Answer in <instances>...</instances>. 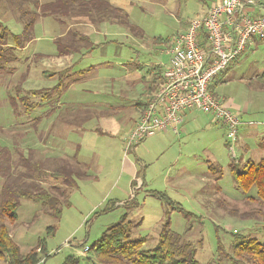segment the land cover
I'll use <instances>...</instances> for the list:
<instances>
[{"label":"rangeland","instance_id":"374dc122","mask_svg":"<svg viewBox=\"0 0 264 264\" xmlns=\"http://www.w3.org/2000/svg\"><path fill=\"white\" fill-rule=\"evenodd\" d=\"M33 1L0 0V21L15 34L23 29L20 9L39 15L35 40L18 50V61L0 72V146L18 148L26 157L33 150V160L43 163L49 157L77 158L88 177L69 190V205H63L60 219L45 214L41 203L21 200L18 220L6 221L20 251L29 252L45 238L47 250L39 264H62L69 256L85 264L86 248L124 214L133 224L141 223L132 239L146 236L144 248L150 249L158 242L167 210L149 194L152 190L166 193L193 213L184 216L172 211L170 221L174 231L197 244L199 264H231L224 255L231 253L235 235L264 243V216L258 214L264 208L246 200L230 169L233 162L264 158L260 146L264 136V44L253 46L212 86L238 116V109L245 108L242 118L252 122L250 127H241L240 141H232L230 149L226 125L195 109L181 127L170 128L178 133H157L127 148L129 133L141 120L136 105L147 100V95L142 96L149 92L154 78L148 72L156 66L164 69L174 37L218 0H112L136 27L134 32L116 22L92 24L84 16L60 14L56 21L44 14V6L56 0H39L41 8ZM253 1L264 5V0ZM261 12L264 16V10ZM70 31L89 36L95 48L59 56L55 39L67 37ZM158 38H169L172 43L157 45ZM71 66L67 89L45 102L41 95H32V90L57 86L58 73ZM81 70L86 72L79 74ZM23 97L40 103L31 115L24 114ZM87 108L94 115L89 120L83 119L86 114L80 116ZM244 142L248 151L240 147ZM16 157L14 153L12 159ZM209 166H220L222 176L210 172ZM60 181L47 178L41 186L50 189ZM2 183L0 178V200ZM256 195L252 188L247 196ZM133 197L138 207L123 205ZM114 201L117 207L103 212ZM51 226L54 234L47 236ZM221 245L225 250L219 249Z\"/></svg>","mask_w":264,"mask_h":264},{"label":"trees","instance_id":"16d2710c","mask_svg":"<svg viewBox=\"0 0 264 264\" xmlns=\"http://www.w3.org/2000/svg\"><path fill=\"white\" fill-rule=\"evenodd\" d=\"M33 2L36 7L41 8L39 0ZM261 6L264 8V5ZM44 7V14L51 16L56 21L57 17L61 15L84 16L91 20L92 24L116 22V24L126 25L133 32L136 31V27L130 24L127 15L122 14L121 10L110 4L108 0H56L47 3ZM20 13L23 29L19 34L13 33L0 21V72L5 70L6 65L18 61V50L35 40V24L39 19L38 13L29 11V9H20ZM68 33L67 37H56L55 39L59 56L81 53L83 49H88L87 52H90L95 48L89 36L76 31ZM155 43L169 46L172 41L169 38H158ZM73 68L74 66H71V69L68 68L58 73L59 84L57 86L39 91L32 90V95H41L42 102L49 101L54 93L68 88L65 80H67V73ZM84 72L86 71L81 70L79 74ZM162 72L163 70L159 66L154 67L153 72H148L149 74L154 73V78L149 92L146 91L142 96L147 95V100L145 102L141 100L136 105L141 111L140 117L146 112L152 97L160 87V81L163 78ZM153 91L154 94H152ZM214 94L216 95L215 92ZM21 103L26 115H31L40 106V103H31L28 98L24 97ZM85 114L86 116L83 118L85 120L94 116L89 108L80 116ZM227 146L229 149L233 146L231 139L230 142H227ZM14 153L17 155V159H12ZM29 154L26 157L18 148L12 150L7 146H0V178L3 181L0 200V262L3 264H39L41 254H45L47 250L46 239L42 238L29 252L22 253L19 245L10 235L6 221L14 223L18 220L21 200L41 203L45 214L60 219L63 205H69L67 200L69 190L76 188L79 180L88 177L87 171L82 169L77 158H72L71 161L63 157H49L43 163L33 160V150H30ZM54 166L55 168L52 169ZM20 168H25V170L21 171ZM230 169L237 188L241 190L246 200L264 208V158L258 162L253 159L233 162ZM209 171L215 173L214 175L222 176L223 174L220 166H209ZM47 178L55 181L61 180L60 185H52L50 189L41 186V182ZM133 184H136V180H133ZM252 188L256 189V198L247 196ZM149 194L167 207L166 221L161 226L157 244L150 249H145L146 236L132 239L134 229L138 228L141 223L133 224L129 221L128 215L124 214L118 222L109 226L102 236L88 247L85 264H199L197 244L186 240L181 234L174 231L170 221L172 211H178L184 216H194L193 213L187 212L181 205H177L166 193L152 190L149 191ZM116 204L115 201L111 202L103 212L115 209ZM123 205L130 209L138 207L139 203L136 201V197H133ZM258 214L264 216V211H258ZM249 218L255 219L254 217ZM54 231V226L48 227L46 235L50 236L54 234ZM198 244L200 243L198 242ZM219 249L222 250L224 247L221 245ZM224 259H228L231 264H264V243L253 237L235 235L232 251L230 254L224 255ZM62 264L82 263L80 258L69 256Z\"/></svg>","mask_w":264,"mask_h":264},{"label":"built area","instance_id":"2783aa9c","mask_svg":"<svg viewBox=\"0 0 264 264\" xmlns=\"http://www.w3.org/2000/svg\"><path fill=\"white\" fill-rule=\"evenodd\" d=\"M256 7L253 0H220L174 37L160 87L129 133L127 148L176 128L181 114L192 109L224 123L228 138L237 139L240 117L214 94L212 86L255 40H264V16L256 14Z\"/></svg>","mask_w":264,"mask_h":264},{"label":"crops","instance_id":"0c3cea01","mask_svg":"<svg viewBox=\"0 0 264 264\" xmlns=\"http://www.w3.org/2000/svg\"><path fill=\"white\" fill-rule=\"evenodd\" d=\"M109 2H110V4H112L113 6H114V4H113V2H112V0H108ZM220 0H218V1H215L213 4H215V3H218ZM212 4V5H213ZM257 5H258V3H257ZM117 6V5H116ZM261 10H264V8L261 6V4L259 3V5L256 7V13H258V14H261V15H263L262 14V12H261ZM206 13V12H205ZM187 28V27H186ZM186 28H185V30H186ZM184 30V31H185ZM261 44H264V40H260V39H257V40H255V42L251 45V46H249L248 47V49L240 56V58H239V60L238 61H236V62H234V63H232L230 66H229V68L226 70V72L228 71V70H230V68H233V67H235L236 65H238V63L241 61V59H242V56H244L246 53H248V52H250V51H252L253 50V46L254 47H258V46H260ZM262 77H263V79H264V74L262 75ZM218 79V78H217ZM216 79V81H215V83H216V86L218 85V83H219V80H217ZM217 95V94H216ZM218 97V96H217ZM230 105V104H229ZM231 106V105H230ZM227 107H229L228 105H227ZM191 111H193V110H189V111H186V112H183L182 114H181V118H182V122L180 123V127L184 124V121H185V119L187 118V116H188V114L191 112ZM246 112V109L245 108H242V107H240L239 109H238V113L240 114L239 115V117H240V119H241V126L239 127V135H240V129H241V127L243 126V127H250L248 124L249 123H252V122H250L249 120H247V119H244V118H242L243 116H242V113H245ZM246 114V113H245ZM211 117V116H210ZM263 117H264V114H263ZM180 127H179V130H180ZM172 131V132H176V133H178V131H175L174 129H167V130H164V131H161V132H158V133H167L168 131ZM156 135V134H155ZM238 135V136H239ZM248 136V135H247ZM240 137V136H239ZM239 137H237V142L238 141H240V138ZM262 139H263V141L262 142H260V146L261 147H264V136H262ZM242 144V143H241ZM240 147H242L244 150H247L248 151V148H249V145L246 143V142H244L243 143V145H240ZM249 159H251V158H249ZM246 160H248V159H246Z\"/></svg>","mask_w":264,"mask_h":264}]
</instances>
